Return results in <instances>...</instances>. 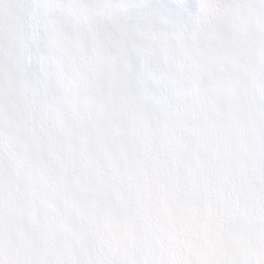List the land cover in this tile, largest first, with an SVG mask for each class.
<instances>
[{
  "label": "clouds",
  "instance_id": "clouds-1",
  "mask_svg": "<svg viewBox=\"0 0 264 264\" xmlns=\"http://www.w3.org/2000/svg\"><path fill=\"white\" fill-rule=\"evenodd\" d=\"M0 264H264V0H0Z\"/></svg>",
  "mask_w": 264,
  "mask_h": 264
}]
</instances>
